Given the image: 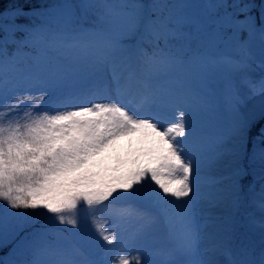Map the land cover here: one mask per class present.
Instances as JSON below:
<instances>
[{
	"label": "snow or ice",
	"instance_id": "snow-or-ice-1",
	"mask_svg": "<svg viewBox=\"0 0 264 264\" xmlns=\"http://www.w3.org/2000/svg\"><path fill=\"white\" fill-rule=\"evenodd\" d=\"M0 202V264H264V0L0 8Z\"/></svg>",
	"mask_w": 264,
	"mask_h": 264
},
{
	"label": "rangeland",
	"instance_id": "rangeland-1",
	"mask_svg": "<svg viewBox=\"0 0 264 264\" xmlns=\"http://www.w3.org/2000/svg\"><path fill=\"white\" fill-rule=\"evenodd\" d=\"M254 68H255L256 76L259 77V75L261 74L262 70L258 66H254ZM3 206H4L3 203L0 204V208H3ZM10 211H12V210H10ZM12 237H15V235L13 233L12 225H11V222H10L4 228H0V246L5 245L7 243V241H8V239L12 238ZM15 242H14V244L11 247V249H12L11 253L3 256V260L4 261H8L9 259H11V254H12V251H13V249L15 247Z\"/></svg>",
	"mask_w": 264,
	"mask_h": 264
},
{
	"label": "trees",
	"instance_id": "trees-1",
	"mask_svg": "<svg viewBox=\"0 0 264 264\" xmlns=\"http://www.w3.org/2000/svg\"><path fill=\"white\" fill-rule=\"evenodd\" d=\"M10 3H11V0H0V8H2L4 6H8V5H10ZM2 203L3 202H0V204H2ZM10 243L11 242H9L6 246H4L3 248L0 249V255H2L3 253H6L8 251ZM0 260H2L1 257H0Z\"/></svg>",
	"mask_w": 264,
	"mask_h": 264
}]
</instances>
